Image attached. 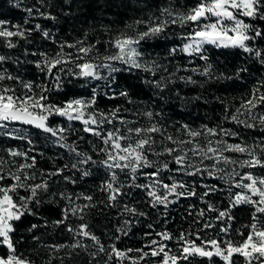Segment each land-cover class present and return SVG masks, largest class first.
<instances>
[{
	"label": "snow or ice",
	"instance_id": "1",
	"mask_svg": "<svg viewBox=\"0 0 264 264\" xmlns=\"http://www.w3.org/2000/svg\"><path fill=\"white\" fill-rule=\"evenodd\" d=\"M28 11L31 14L32 9ZM40 15L55 19L50 14L40 13ZM244 18L264 21V0H195L192 5L182 10L165 7L161 10L160 16L153 15L146 21L141 19L134 21V24L126 25V28L132 29V34L121 32L110 38L105 42L110 47H106L103 54L97 47L100 41L96 44H86L84 40H77L75 43L61 42L58 51L52 55L39 53L41 59L34 63L48 83L25 81L20 76L12 75L2 67L11 57L0 54V129H6L11 123L32 126L55 137V142L60 147L79 157L77 162L71 165L73 169L80 170V165L88 164L102 166L108 171L110 179L103 182L100 190L107 192L110 205L114 206L118 198L127 194L123 191L126 186L143 190L154 208L163 206L167 209L170 204L176 203L181 198L197 196L195 180L188 183L178 180L177 176L199 177L201 180L211 178L226 185L229 202L222 210L205 201L204 197L225 189L218 185H200L205 188L200 199L207 204V211L217 213L214 219L220 227L216 238H205L200 234L203 229L216 227V223L211 221L205 222L201 230L181 232L178 237L167 230L157 232L155 235L159 239H152L145 245L149 251H144L143 248L135 250L140 256L133 261V264H138L139 260L148 256L159 257L156 264H181L182 261H189L191 264L189 258L197 255L207 257L209 260L217 256L224 264H239L234 259L236 256L242 257L244 264H264V136L254 138L250 144L239 132L221 125L215 127L201 125L199 129H193L188 124H181L177 134L174 135L156 120L159 113L151 110L134 113L136 117L143 116L147 121L146 124H140L139 119L125 118L121 115L120 107L106 112L100 110L97 107L99 94L97 88L92 89V95L88 98L74 97L59 104L52 103L49 94L53 91H61L66 78L109 81L113 73L121 71L115 66L117 63L125 65L129 70L139 69L151 73L154 77L160 70L167 72L166 66L156 61L150 63L145 61L140 45L146 39L160 36L173 25L189 30L181 34V39L184 41L182 45L170 49L171 56L182 52L189 57H198L207 61L206 46L212 45L217 48H238L244 53L254 54L259 58L262 56L261 51L249 46V42L257 37H264V30L246 22ZM7 23L0 20V38H4L7 48L17 47L13 37L27 39L32 31H41L39 24L35 25L34 29H24L16 25L15 30H12L6 26ZM140 25L144 26L143 31L139 30ZM42 35L46 39H53L48 31H43ZM65 49L73 51H65ZM261 62L264 63V59ZM211 68V64H207L202 70L193 68L191 71L210 77ZM181 70L177 67L176 72ZM174 76L175 73H170L167 77L162 76L160 79L146 83L153 84L162 92L168 84L175 82ZM112 79L114 80V77ZM179 79L195 83L191 77H179ZM5 81H12L13 84H7ZM119 95L127 97L128 93L121 91ZM57 116L68 121V126H51L50 119ZM224 119L246 129L260 128L264 131V82L254 86L250 94L242 99L235 112L226 115ZM73 122L81 123L84 133L99 140L100 146L94 145L93 150L102 154V159L94 160L91 155L80 152L78 145L67 143L64 134L73 130ZM15 138L26 139L30 145L33 143L23 135ZM231 138H238L240 142L230 143ZM80 139L83 140V137ZM33 150L32 148L28 151L7 149L10 157H20L23 163H17L15 160L5 161L0 157V248L6 249L5 252L0 253V264H34V261L19 251V240L14 239L16 231L14 222L20 221L26 213L34 215L31 206L41 203L39 195L48 191L49 179L64 172V168L48 173L41 171L39 175L46 178L38 183L35 182L37 172L31 170L36 169L37 161L35 156L29 155ZM9 163L12 167L6 171L5 166ZM67 167L68 165H65V168ZM145 169L151 171H144ZM245 169L247 171H244ZM256 169L261 171L257 172ZM165 172L170 173L166 178L163 176ZM120 173L128 176L131 183L125 185L121 182ZM82 175H89V171L83 170ZM139 177H143L146 183H136ZM64 178L75 183L70 177ZM165 179L170 182H165ZM234 189L239 191H233ZM21 191L27 194L21 195ZM59 195L68 201V206L63 209L62 219L54 222L57 226L65 224L70 215H78L82 220L85 209L94 206L91 195L80 194L75 197V200L83 199L88 202L83 205L76 204L71 194ZM240 205L251 207V218L249 223L235 230L241 239L234 240L231 237L232 222L235 220L232 209ZM123 209L132 215H146L127 204L123 205ZM205 214L204 209L196 212L199 218L205 217ZM127 223L129 221H125V224ZM148 227L152 228V225ZM35 228L37 225L33 224L29 231ZM67 231L74 236L90 239L97 247V252L92 255L106 253L108 257L106 264L113 259L121 262L131 259L128 252L133 249L122 251L115 244L109 246L110 250L106 249L86 223L80 224L78 228L68 226ZM117 231L122 232L123 229L118 228ZM192 236H195V239H190ZM116 239L118 240L119 236ZM197 240L200 241L199 244ZM171 241H176L179 245L175 252L167 243ZM49 247L59 252L65 247L74 250L87 248V245L81 240H76L71 245ZM48 264H51V259Z\"/></svg>",
	"mask_w": 264,
	"mask_h": 264
},
{
	"label": "trees",
	"instance_id": "2",
	"mask_svg": "<svg viewBox=\"0 0 264 264\" xmlns=\"http://www.w3.org/2000/svg\"><path fill=\"white\" fill-rule=\"evenodd\" d=\"M194 2L195 0H0V20L7 21V27L15 30L16 25L24 29H34L37 24L41 26V31H32L27 39L13 37V41L17 43L15 48H7L4 38H0V54L11 57L2 67L25 81L48 83L34 63L41 59L39 53L52 55L58 51L61 42L75 43L77 40H84L86 44H96L100 41L97 47L103 54L105 48L110 47L105 43L110 38L121 32L132 34V29L126 28V25L134 24L136 20L146 21L153 15L160 16V10L166 6L174 8L178 4L185 8ZM29 9H32L31 14ZM40 13L50 14L55 19L45 18ZM244 19L264 30V21ZM142 26H139L141 31H143L140 28ZM43 31H48L53 39L44 38ZM180 45L181 41L175 40L167 34V31L158 37L146 39L140 45L144 53L143 59L149 63L156 61L166 66L167 72L160 70L154 77L151 73L139 69L129 70L125 65L117 63L115 66L121 71L112 74L114 80L112 77H109V81L66 78L61 91H53L49 94L50 101L59 104L74 97L88 98L92 95V89L97 88L99 93L97 107L100 110L106 112L120 107L121 115L129 120L139 119L140 124H146V119L143 116L136 117L134 113L151 110L159 113L156 120L174 135L177 134L181 124H188L193 129H199L201 125L209 127L221 125L226 129L239 132L241 137L250 144L254 138L264 136V131L260 128L246 129L224 119L226 115L235 112L242 99L250 94L254 86L264 82V63L261 62L264 59V37H257L249 42V46L261 51L262 56L259 58L254 54L244 53L238 48H216L210 45L206 46L207 61L198 57H189L182 52H178L175 56L169 55L170 49ZM65 51L73 50L65 49ZM32 53H37V55H32ZM207 64L212 66L210 77L191 71L193 68L202 70ZM177 67L182 70L176 72ZM185 68L189 70L184 71ZM242 69L245 70L242 71ZM170 73H175L173 77L175 82L168 84L162 92L153 84L146 83V81L160 79L162 76L167 77ZM179 77H191L195 83L185 82ZM5 83L13 84L12 81H5ZM121 91H126L128 96H120ZM110 96H115V98L110 99ZM50 124L53 127L57 125L67 127L68 121L57 116L50 119ZM82 128L81 123L73 122V130L64 134L67 137V143L78 145L80 152L87 153L94 160L99 161L103 158L102 154L93 150L94 145L100 146L99 140L84 133ZM20 135L28 137L33 143L30 145L26 139L15 138ZM80 137H83V140ZM55 141V137L38 130L30 133L9 134L7 131L0 133V157L5 161L24 162L20 157H10L7 153L9 148L21 151L34 149L29 152V155L35 156L37 161L36 169L31 170L37 172L35 182L38 183L46 178L39 175L41 171L48 173L64 168L62 175L52 176L49 179L48 191L41 192L39 195L41 203L31 206L35 214L26 213L20 221L14 222L16 229L14 239L19 240V251L34 261V264H48L50 259L51 264H106L108 261L106 253L92 255L97 252V247L90 239L74 236L73 233L67 231L68 226L78 228L82 223L89 225L90 231L99 237L106 249L110 250L109 246L112 244L122 251L133 249L128 252L131 259H125L122 262L113 259L108 264H133V261L140 256V253L135 250L143 248L144 251H149L145 245L152 239H159L155 233L165 230L178 237L181 232L201 230L205 222L211 221L216 223V227L203 229L200 234L205 238H216L220 227L214 219L217 213L207 211V204L200 199L205 188L200 185H218L225 189L204 197L205 201L222 210L228 206L229 202L226 185L222 181L177 176L178 180L188 183L195 180L197 196L181 198L176 203L170 204L167 209L163 206L152 207L149 203L150 198L143 190L126 186L123 191L127 194L118 198V202L113 206L109 204L107 192L100 190L103 182L110 179L108 171L99 164L80 165V170L73 169L71 165L76 163L79 157L70 153L66 148L60 147ZM229 142L239 143L240 140L231 138ZM65 165L68 167L65 168ZM10 167L12 165L9 163L5 166V170L7 171ZM83 170H88L89 175H82ZM144 171L151 170L145 169ZM255 171L260 172L261 170L256 169ZM169 175L168 172L163 173L165 178ZM65 176L70 177L75 183L65 180ZM119 179L125 185L131 183L124 173L119 174ZM165 182L170 181L165 179ZM136 183L143 184L146 180L139 177ZM233 191L239 190L234 189ZM60 193L71 194L74 200L80 194L91 195L94 206L85 209L82 220L78 215H70L65 224L57 226L54 222L62 219L63 209L68 206V201L62 199ZM26 194L21 191V195ZM75 203L83 205L88 202L79 199L75 200ZM125 204L135 207L138 212L146 213V215L126 213L123 209ZM199 209L205 210V217H197L196 212ZM232 213L235 220L232 222L231 237L239 240L241 237L235 230L249 223L251 207L240 205L232 209ZM125 221L129 223L125 224ZM33 224L37 225V228L30 232L29 229ZM149 225H152V228H149ZM118 228H122L123 231L118 232ZM147 233L151 235H146ZM117 236H119L118 240ZM33 237H38V239H33ZM190 239H195V236ZM76 240H81L87 248L73 250L65 247L56 252L49 247L51 245H71ZM196 242L200 243L198 240ZM167 243L173 252L178 250L179 245L176 241ZM5 251L6 249L0 248V253ZM159 259V257L148 256L139 260L138 264H156ZM189 259L191 264H224L217 256H213L211 260L198 255ZM234 259L239 264H244L242 257L236 256ZM181 264H189V261H182Z\"/></svg>",
	"mask_w": 264,
	"mask_h": 264
},
{
	"label": "rangeland",
	"instance_id": "3",
	"mask_svg": "<svg viewBox=\"0 0 264 264\" xmlns=\"http://www.w3.org/2000/svg\"><path fill=\"white\" fill-rule=\"evenodd\" d=\"M166 7H169V6H166ZM174 9L182 10L183 8L180 5L177 4L174 7ZM161 10H160V14H161ZM140 28L142 30H144L143 26L140 27ZM188 30H189L188 28L182 29L179 26L173 25L167 30V34L170 35L171 37L175 38V40L181 41V45H182V43L184 41L181 39V34L184 33V32H187ZM210 46H212V45H210ZM213 47H215V46H213ZM33 130H38V131H40L42 133H45L42 130L36 129V128L32 127V126L22 125V124H19V123H11V124H9L6 129H0V133H2L4 131H7L9 134H16L18 132H22V133L29 132L30 133Z\"/></svg>",
	"mask_w": 264,
	"mask_h": 264
}]
</instances>
